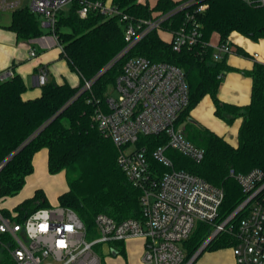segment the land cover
Listing matches in <instances>:
<instances>
[{
	"label": "trees",
	"instance_id": "1",
	"mask_svg": "<svg viewBox=\"0 0 264 264\" xmlns=\"http://www.w3.org/2000/svg\"><path fill=\"white\" fill-rule=\"evenodd\" d=\"M186 1L191 3L176 10ZM111 2L137 19L173 12L162 24L168 30L177 29L193 14L202 33L200 42L176 51L158 30H153L128 53L118 57L126 44L123 22L108 18L98 10H91L86 17H81L80 0H74L68 8L61 10L53 33L64 44L63 54L82 81L79 86H72L68 82L59 84L47 80L42 85L41 95L32 99L23 98L27 85L21 75L15 74L0 83V162L13 154L0 172V197L20 193L27 176L34 171V154L47 148L49 172H65L68 183V190L59 196V205L75 210L90 231L95 229V217L99 213L117 220L142 218V192L121 169L117 146L99 130L94 120L98 103L105 104L107 91L123 72L126 60L142 55L154 62L175 64L186 75L190 102L179 123L185 125L187 138L205 150V157L196 162L173 149H169L167 155L175 168L195 173L224 188L225 198L217 220L223 221L245 199L231 171L247 173L255 168L264 171V63L257 61L251 70L246 71L252 77L250 102L246 105L225 102L218 96L222 82L219 76L233 68L226 64L227 56L222 60L214 59L210 39L218 33L220 42H225L234 32L254 41L264 38V4L259 0H156L153 6L139 0ZM202 4L207 7L199 11ZM11 16L7 27L15 31L20 40L44 34L40 15L28 7L13 10ZM235 52L247 56L241 48H236ZM92 79V90H82L85 80ZM206 95L212 97L217 117L228 124L237 118L242 119L237 145L190 118L191 110ZM166 142L165 136L147 135L141 136L137 146L145 147L157 165L153 151ZM157 166L162 172L167 170L161 164ZM47 206L51 205L45 192L38 189L15 209L25 216ZM242 216L243 212H240L231 221L232 232L221 231L203 251L232 247L237 241L235 233ZM212 230L211 224H197L184 241L185 264ZM110 245L115 253L125 254L123 241Z\"/></svg>",
	"mask_w": 264,
	"mask_h": 264
},
{
	"label": "built area",
	"instance_id": "2",
	"mask_svg": "<svg viewBox=\"0 0 264 264\" xmlns=\"http://www.w3.org/2000/svg\"><path fill=\"white\" fill-rule=\"evenodd\" d=\"M73 1L0 0V10L28 7L40 15L42 25L53 33L58 13ZM259 2L264 4V0ZM80 3L81 17H86L91 10H98L108 18L124 23L126 44L118 57L128 53L153 30L169 32V42L176 51L196 46L202 36L193 14L177 29L168 30L162 24L173 12L137 19L108 0H80ZM190 3L186 1L176 10ZM206 7L207 4H202L198 10ZM59 46L64 52V44L59 42ZM213 48L215 60L235 52L230 40L219 42ZM36 54L31 50L32 56ZM253 57L259 58V54L254 53ZM13 76L12 69L1 71L0 83ZM47 80V70L42 69L38 82L44 85ZM93 83V79L85 80L82 90L91 91ZM189 102V85L180 67L165 61L154 62L142 55L128 58L113 90L107 93L105 104L98 103L94 120L99 130L117 146L121 169L142 192V218L117 220L99 213L94 229L98 237L91 240L92 231L70 207L51 205L21 216L16 209L6 211L0 206V264H104L95 249L97 245L131 238L144 239L142 260L145 264H185L184 241L199 222L211 224L212 234L232 232L231 221L240 212L243 216L235 233L237 241L232 246L236 264H264V171L259 168L247 173L231 171L245 199L231 215L218 222L225 198L224 188L195 173L175 168L167 155V151L173 149L196 162L205 157V150L187 138L185 127L179 123ZM147 135L167 138V142L152 154L157 165L161 164L167 170L160 171L147 149L137 146L141 136ZM12 156L10 154L0 162V172Z\"/></svg>",
	"mask_w": 264,
	"mask_h": 264
},
{
	"label": "crops",
	"instance_id": "3",
	"mask_svg": "<svg viewBox=\"0 0 264 264\" xmlns=\"http://www.w3.org/2000/svg\"><path fill=\"white\" fill-rule=\"evenodd\" d=\"M139 1L141 3L147 2L150 4L148 0ZM155 3L150 5L153 6ZM11 17L12 16L5 17V15H1L0 17V72L12 69L14 75L19 74L23 77L27 85V89L23 93L24 99H32L41 95L42 85L39 84L38 78L42 69L47 70L48 80L55 81L59 84L68 82L72 86H79L81 84L82 78L80 74L71 68L68 59L65 57L59 46L58 39L47 26H43L45 32L42 36L30 40H20L17 33L7 27L11 22ZM161 31L168 34L170 38V34L167 33V31ZM229 40L235 50L236 48H241L247 53V56L234 52L226 57V64L233 69L223 74L218 96L225 102L236 105H246L251 100L252 92V77L246 73V71L251 70L257 61L264 63V38L254 41L234 32ZM219 42V34L214 33L210 39V44L216 46ZM31 50H35L37 54L32 56ZM254 53H258L259 58L253 57ZM206 96L211 97L210 95ZM211 100L213 103L212 115L214 116L215 105L212 97ZM192 111L193 109L190 112V118L194 117ZM194 119L201 125L208 127L217 134L223 136L233 145L238 144V133L242 123L241 118H237L233 122V124L237 125V136H229L226 133L227 131H225L226 129H223V127L220 128L217 126V123H214L211 119L206 123L201 121L199 117H194ZM182 125L185 127L184 124ZM48 158L49 151L47 148H42L34 154V171L26 178L25 185L28 187V190L26 195H24L23 200L32 197L36 190L42 189L46 194L49 204L54 203L56 198L57 204H59V196L68 190L65 172L51 174L48 169ZM62 174L64 181H61ZM127 243L129 247L133 243L136 244L138 246L140 258L143 256L144 239L131 238L124 241L123 246L125 255ZM107 252L113 256L118 255V253L113 251V247L110 244L107 247ZM205 252L206 250H202L193 261V264H236L232 247L211 250L209 253ZM122 261V258H119V256L118 258L110 257L106 260L103 259L104 264H124Z\"/></svg>",
	"mask_w": 264,
	"mask_h": 264
},
{
	"label": "rangeland",
	"instance_id": "4",
	"mask_svg": "<svg viewBox=\"0 0 264 264\" xmlns=\"http://www.w3.org/2000/svg\"><path fill=\"white\" fill-rule=\"evenodd\" d=\"M150 2V4L155 3L156 0H148ZM11 11H5V12H1L0 10V17L1 15H5V17H9L11 16ZM169 33V32H167ZM160 36L167 42H169V35L166 34L163 31H160ZM114 88V84H112L107 93L111 92ZM114 92V91H113ZM114 96H117V92L113 93ZM212 100L211 97L206 96L203 97L201 99V101L199 103H197V105L193 108L192 111V115L194 117H199V119L203 122H207L209 119H211L214 123H217V126H219L220 128L223 127V129H226L225 131H227L226 133L229 136H235L237 134V125L236 124H228L225 123L222 119L216 117L215 115H212ZM192 116V117H193ZM193 117V118H194ZM196 119V118H195ZM221 130V129H220ZM223 131V130H221ZM237 136V135H236ZM237 138V137H236ZM61 181H64V177L63 174L61 175ZM28 187L25 185V187L20 191L19 194L13 196V197H2L0 199V206L6 210V211H12L15 210V207L23 200L24 195H26L27 193V189ZM50 205H58L57 204V198L55 199V202L50 204ZM214 231V229L212 230V232ZM211 232V234H212ZM228 233H230V231H227ZM211 234L208 236H205V241L211 236ZM97 234L95 233V230L92 231V233L89 235V239L93 240L95 238H97ZM111 244V243H110ZM109 244H100L97 245L95 247V249L99 252V254L103 257L104 260H106L107 258H113V257H117L119 256V258H122V262L124 264H145L142 260V257L140 258L139 252H138V246L136 244H132L130 247L128 245V243L126 244V255L123 253H119L116 256L110 255L109 252H107V247ZM203 245V244H202ZM211 250H206L207 253H209ZM205 252V253H206Z\"/></svg>",
	"mask_w": 264,
	"mask_h": 264
},
{
	"label": "water",
	"instance_id": "5",
	"mask_svg": "<svg viewBox=\"0 0 264 264\" xmlns=\"http://www.w3.org/2000/svg\"><path fill=\"white\" fill-rule=\"evenodd\" d=\"M216 236V233H213L204 243L203 245L199 248V250L196 252V254L192 257L190 260V263H192L195 258L200 254V252L207 246V244Z\"/></svg>",
	"mask_w": 264,
	"mask_h": 264
}]
</instances>
